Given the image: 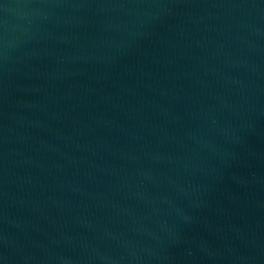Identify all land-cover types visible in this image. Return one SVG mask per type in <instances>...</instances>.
<instances>
[{
    "label": "water",
    "instance_id": "obj_1",
    "mask_svg": "<svg viewBox=\"0 0 264 264\" xmlns=\"http://www.w3.org/2000/svg\"><path fill=\"white\" fill-rule=\"evenodd\" d=\"M0 264H264V0H0Z\"/></svg>",
    "mask_w": 264,
    "mask_h": 264
}]
</instances>
